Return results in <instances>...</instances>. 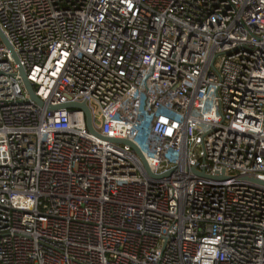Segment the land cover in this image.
Listing matches in <instances>:
<instances>
[{
    "label": "built area",
    "instance_id": "2783aa9c",
    "mask_svg": "<svg viewBox=\"0 0 264 264\" xmlns=\"http://www.w3.org/2000/svg\"><path fill=\"white\" fill-rule=\"evenodd\" d=\"M0 29L44 103L0 37V264H264V0H0Z\"/></svg>",
    "mask_w": 264,
    "mask_h": 264
},
{
    "label": "water",
    "instance_id": "95a60500",
    "mask_svg": "<svg viewBox=\"0 0 264 264\" xmlns=\"http://www.w3.org/2000/svg\"><path fill=\"white\" fill-rule=\"evenodd\" d=\"M0 37H1V40L3 41V43L12 51L13 55H14V58H15V62L18 64V71L20 73V76L22 78V81H23V84L26 88V90L28 91L31 99L35 102H37L38 104L40 105H44V103L36 96L35 94V91H34V87L31 83V81L29 80L28 78V75H27V72L25 71L24 67L20 64L19 62V59H18V56L17 54L15 53L13 47L11 46L10 42L8 41V39L6 38V36L4 35V33L2 32V30L0 29ZM71 107H74V108H77V109H83L86 113V119H87V126H88V129L98 135L99 137H102L104 138L103 136H101L94 128L93 126V122H92V116H91V111L89 109V107L87 106L86 102H68V103H65V104H62L58 107H54V106H49L47 105V108L49 110H53V109H56V108H71ZM105 139V138H104ZM109 141L111 142H117V143H127L129 144L138 154V156L141 158L143 164L145 165L148 173L153 176L154 178H162L168 174H170V172L168 173H164V174H153V172L151 171L143 153L140 151V149L131 141L129 140H124V139H114V138H108ZM201 175H206L204 173H201Z\"/></svg>",
    "mask_w": 264,
    "mask_h": 264
}]
</instances>
